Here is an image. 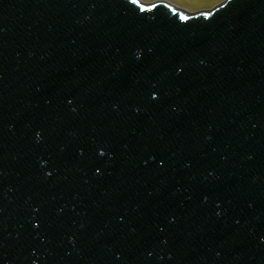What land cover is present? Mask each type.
I'll return each mask as SVG.
<instances>
[{
	"label": "water",
	"instance_id": "95a60500",
	"mask_svg": "<svg viewBox=\"0 0 264 264\" xmlns=\"http://www.w3.org/2000/svg\"><path fill=\"white\" fill-rule=\"evenodd\" d=\"M0 264H264V0H0Z\"/></svg>",
	"mask_w": 264,
	"mask_h": 264
},
{
	"label": "rangeland",
	"instance_id": "374dc122",
	"mask_svg": "<svg viewBox=\"0 0 264 264\" xmlns=\"http://www.w3.org/2000/svg\"><path fill=\"white\" fill-rule=\"evenodd\" d=\"M144 1H155V0H144ZM172 3L184 7L190 11H196L206 8H211L217 3L223 0H168Z\"/></svg>",
	"mask_w": 264,
	"mask_h": 264
},
{
	"label": "snow or ice",
	"instance_id": "6c2138e0",
	"mask_svg": "<svg viewBox=\"0 0 264 264\" xmlns=\"http://www.w3.org/2000/svg\"><path fill=\"white\" fill-rule=\"evenodd\" d=\"M132 3L135 4V3H136V0H132ZM140 10H141V11H145V9H143V8H141ZM152 99L155 100L156 97H152Z\"/></svg>",
	"mask_w": 264,
	"mask_h": 264
}]
</instances>
